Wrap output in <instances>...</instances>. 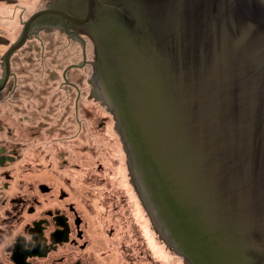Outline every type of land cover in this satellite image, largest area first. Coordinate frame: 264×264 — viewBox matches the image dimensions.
Returning a JSON list of instances; mask_svg holds the SVG:
<instances>
[{
    "label": "water",
    "instance_id": "1",
    "mask_svg": "<svg viewBox=\"0 0 264 264\" xmlns=\"http://www.w3.org/2000/svg\"><path fill=\"white\" fill-rule=\"evenodd\" d=\"M53 12L91 35L95 98L175 253L264 264V0H76L28 24Z\"/></svg>",
    "mask_w": 264,
    "mask_h": 264
},
{
    "label": "rangeland",
    "instance_id": "2",
    "mask_svg": "<svg viewBox=\"0 0 264 264\" xmlns=\"http://www.w3.org/2000/svg\"><path fill=\"white\" fill-rule=\"evenodd\" d=\"M49 1L51 2L52 0H0V7L7 5L15 10L18 8L13 15L16 19L19 11H23V6H25L26 11H23L20 15L23 16L22 20L25 24V21L35 14V11L47 9L46 5ZM29 4H34V7H30ZM15 21H17L15 25H10L5 22L4 18L3 20L0 19V60L1 56L5 54L14 42L12 40H16L24 31V24L18 19ZM38 32L40 35L42 33L44 39L40 40L36 38L37 36H32L33 38L27 40L25 48L22 49V52L24 51L23 54H25L22 60L18 59V54L13 55L17 50L10 56L12 61H10V65L12 64L10 71L16 72L18 77L23 75L21 73L23 70L27 71L23 77L25 81L17 77L15 80V77H12L10 88L15 85H17L16 88L19 90L25 87L27 93L21 94L18 90L16 94H10L4 98L6 101L4 103L6 104L1 106V112L4 111L8 114L14 111L18 115L24 116L30 109L40 107V105L34 104L29 108L28 101L30 102L31 99H34L33 102L36 103L39 97H48L49 88L60 86L57 81H38L40 77L38 78L36 75L39 71H42L40 70L41 67L48 71V67L52 66L54 69L49 73V78L51 76H56V78L61 80L64 78L63 90L66 92H61L57 88L59 95L56 96L59 98L60 109L53 107L54 103L58 101L57 99L54 100L55 96H53V102H50L51 97H48L49 99H45V101L49 102L46 105L42 104L44 106L42 110H33L35 116L32 119L27 121L25 119L15 121L6 119V121H3L4 127L16 129L15 135L17 139L24 142L23 157L35 161V167H41L43 162L51 160L62 161V168L67 171L65 175H72V173L81 175L80 188L82 190L80 191L81 193L84 191L81 197L82 204L86 205V208L93 213L91 215L95 218L97 217L96 219L98 217H106L111 220L108 223H111L113 232L119 238L114 242L115 245L113 244L114 251L118 250L120 252L121 244H126L128 250H130L132 246L128 242L130 241L131 245H133V238H135L133 249H144L143 258L140 259L143 264H186L183 257L175 253L172 246L164 240L157 227L156 230L153 227L152 232L154 233L153 237L156 235V245L164 251L162 257L156 254V250L147 246L144 235L140 232V221L143 220V222L147 223L146 218L151 220V213L140 190L133 184L132 179L134 180V177L130 170L128 152L126 154L122 142L123 137L116 128L115 114L112 113L109 106L101 98H95L96 94L95 96L93 94L96 88L95 85L92 91L90 88L88 89L89 83L94 84L92 82L94 72L90 76L88 75L91 71V66L96 61V54L92 50L93 42L90 41V37L87 40L88 44L92 43V46H90L91 52L88 55L86 52L84 53L82 46L84 42L80 40L83 37L86 38L85 35H80L79 38L71 37L69 31L58 27L49 28L46 31L41 29ZM46 36H48L47 39H45ZM39 42L42 45H48L44 48L39 47ZM33 44H36V46ZM42 48L47 52L44 60L40 59V50L42 51ZM33 56L39 57L36 63L32 61ZM77 57L81 60V64L78 66L76 65L77 62L73 61L74 63L70 65L69 60L75 59L78 61ZM14 59H17L18 64L16 67H14ZM23 62L24 66H22ZM57 65H59L61 71L57 70ZM2 74H4V66L0 61V76ZM81 75L82 77H80ZM46 76L43 74L42 78H46ZM68 80L74 83L77 82L81 94L80 97L77 96L79 93H75L74 90L67 91V87L70 86L66 82ZM26 82L29 83L27 84L29 85L28 88ZM38 90L40 92L36 93ZM71 93L73 94L72 97H70ZM0 94L4 96L6 92ZM66 96L69 97V102L65 101ZM75 100L78 101V109H74L73 101ZM45 108L48 110L45 111ZM36 112L40 114L37 115ZM45 113L49 116H45ZM41 114H43V118ZM49 120L51 124L63 121L61 124L63 129L61 130L59 127L50 129L44 124V122L46 123ZM93 125H95V143L92 141L91 133L94 131L90 130ZM80 126L83 128L79 129ZM122 164L127 174L124 177L125 181L124 179L121 180L116 174L117 169ZM93 202L96 203V209ZM139 214H143L146 217H136ZM151 224L153 226L152 221ZM125 237H128L129 240H124ZM121 252L124 256V251L121 250ZM129 264H136V261L130 259Z\"/></svg>",
    "mask_w": 264,
    "mask_h": 264
},
{
    "label": "flooded vegetation",
    "instance_id": "3",
    "mask_svg": "<svg viewBox=\"0 0 264 264\" xmlns=\"http://www.w3.org/2000/svg\"><path fill=\"white\" fill-rule=\"evenodd\" d=\"M49 3L56 9L69 10L72 4H76V0L49 1L47 8L50 7ZM30 18L24 24L28 28V39L25 42L32 36L43 40L42 33L40 35L38 31L55 27L69 31L71 37L79 38V34L75 33L76 25L60 13L35 16L28 24ZM47 38L48 36L45 37ZM25 42L20 49L26 45ZM1 62L4 74L0 76V93L6 92V95L0 94V264H129L130 259L136 261V264H143L140 259L143 258L144 249H133L135 238L133 245L128 242L132 246L130 250L126 244H121L120 252L113 250V244L119 238L113 232L111 223H108L111 220L106 217L96 219L86 205L82 204L80 179L76 177L78 173L65 175L67 171L63 170L62 161L51 160L43 162L41 167H35V161L23 157L24 142L17 139L16 129L5 128L3 121L30 120L35 116L33 110H42V104L46 105V101L38 95L39 102L34 103V99H29V108L37 104L40 109H30L31 112L24 116L13 110L14 113L1 112V106L6 104L4 98L19 90L17 85L10 88L11 78L16 73L10 70L7 73L5 61ZM63 82L65 81L58 82V85L62 87L61 92H66L63 90ZM66 82L70 85L67 91L80 93L77 82ZM27 84L29 83L26 82ZM19 91L21 94L27 93L25 87ZM93 94L95 96L94 91ZM72 96L71 93L70 97ZM77 96L80 97L79 94ZM44 115L49 116L46 113ZM41 116L43 118V114ZM62 123L63 121H59L51 124L50 120L44 122L50 129L59 127L61 130ZM153 227L156 230V225ZM124 240L129 239L125 237ZM121 250L124 251V256Z\"/></svg>",
    "mask_w": 264,
    "mask_h": 264
},
{
    "label": "bare ground",
    "instance_id": "4",
    "mask_svg": "<svg viewBox=\"0 0 264 264\" xmlns=\"http://www.w3.org/2000/svg\"><path fill=\"white\" fill-rule=\"evenodd\" d=\"M30 5V7H34V4H29ZM26 7L25 6H23V11L25 12L26 11V9H25ZM17 9L18 8H16V10L15 9H13V7H10V6H7V5H5L4 7H0V19H2L3 20V18H4V20H5V22L6 23H9L10 25H15L16 23L15 22H17V21H15L16 19H18L21 23H23V20H22V17L23 16H20L21 14H22V12L23 11H19V14H18V16L16 17V19L13 17V15L17 12ZM34 12V11H33ZM7 13H9V14H7ZM8 15V16H7ZM24 24V23H23ZM80 36V35H79ZM85 36H86V38H82V39H80V40H82L84 43H82V46H83V51H84V53L86 52L88 55H90V52H91V47L90 46H92V43L91 42H93V52H95V45H94V41H93V39L91 38V35L90 34H85ZM88 37H90V43L88 44ZM12 41H14V42H16L15 40H12ZM33 45H35L36 46V44H33ZM88 45H89V47H88ZM38 46H40V45H38ZM45 47V46H44ZM88 49H89V51H88ZM19 50H21V49H19ZM19 50H17V51H19ZM88 51V52H87ZM40 59H42V60H44L46 57H45V54H44V52L43 51H41L40 50ZM60 54H62V53H60ZM3 57V56H2ZM1 57V60H4L3 58ZM19 58H21V57H19ZM38 59H39V57H35V56H33V58H32V61L33 62H37L38 61ZM77 59H79L78 57H77ZM0 60V61H1ZM5 61V60H4ZM10 61H11V59H10ZM81 63L80 62H77L76 63V65H80ZM11 66V65H10ZM22 66H24V62L22 63ZM95 71V66L93 67V72ZM92 79H93V77H92ZM61 80H59L58 82H60ZM93 82V81H92ZM94 83V82H93ZM53 84H55V83H53ZM95 85V84H94ZM96 86V85H95ZM96 89V88H95ZM79 96H80V93H79ZM102 99V98H101ZM103 100V99H102ZM104 101V100H103ZM74 103L76 104V105H78V101H74ZM106 104V103H105ZM116 128H117V130L119 131V129H118V127H117V120H116ZM94 129H95V125H93V126H91V128H90V130L91 131H94ZM120 132V131H119ZM92 133V141L94 142V136H95V131L94 132H91ZM123 142H124V140H123ZM95 143V142H94ZM124 148L126 149V147H125V142H124ZM119 150H121V148H119ZM127 150V149H126ZM116 174L120 177V179L121 180H123L124 179V177H126L127 176V174L125 173V170L123 169V164L121 165V167H119L118 169H117V171H116ZM69 175V174H68ZM76 177H78V179H80L81 178V175L78 173V175L76 176ZM124 181H125V179H124ZM80 190H82V188H80ZM84 193V191L81 193L80 192V197H82V194ZM145 201V200H144ZM82 202V201H81ZM93 204H94V208H95V206H96V203L95 202H93ZM97 207V206H96ZM96 209V208H95ZM136 217H140V218H145L146 216H144L143 214H139L138 216H136ZM146 220H147V223L146 222H143V220H141L140 221V224H141V230H140V232H142L141 234L142 235H144L143 237L145 238V240H146V243H147V246L150 248V249H154V250H156V254L157 255H159V256H163V254H164V251H163V249L161 248V247H158L157 245H156V235L153 237V226L155 225V223L154 222H152L153 223V226H152V224H151V221L152 220H150V218L148 219V218H146ZM152 226V227H151ZM153 228V229H152ZM155 232V231H154ZM152 233V234H151ZM167 242V241H166Z\"/></svg>",
    "mask_w": 264,
    "mask_h": 264
},
{
    "label": "trees",
    "instance_id": "5",
    "mask_svg": "<svg viewBox=\"0 0 264 264\" xmlns=\"http://www.w3.org/2000/svg\"><path fill=\"white\" fill-rule=\"evenodd\" d=\"M40 40H42V39H40ZM38 45H40L39 47H43L44 48V46L46 47L48 44H45V45H42V44H40V42L38 43ZM38 47V46H37ZM25 48V46L22 48V49H24ZM42 48V51L44 50V54H45V57H46V53L47 52H45V49H43ZM22 49L21 50H19V51H17L16 53H15V55H17L18 54V59H20V60H22L23 58H24V55L25 54H23L24 53V51L22 52ZM94 49V48H93ZM92 49V50H93ZM38 56V55H37ZM19 57H21V58H19ZM15 60V62H14V67H16L17 66V59H14ZM81 62V60L79 59L78 61L77 60H75V59H71V60H69V64L71 65V64H73L74 62ZM57 67V70L58 71H61V69H60V67H59V65H57L56 66ZM54 68L51 66V67H48V71H45L44 70V67H41L40 68V70H42V71H39V73H37V75H36V77H40L39 79H38V81H42V80H45V81H47V82H49V81H59V80H61L60 78H56V76H51L50 78H49V76H50V72L53 70ZM78 69V68H77ZM27 71H25V70H23L21 73H23V75H21V73H20V75H21V77L19 76H16V75H14V77H17V78H20V79H24L23 77H24V73H26ZM16 73V72H15ZM93 73V66H91V71H90V73H89V75L88 76H90V74H92ZM43 74H45V75H47L46 76V78H42L43 77ZM80 77H82V75L80 76ZM16 78V79H17ZM78 79H79V77H77ZM64 79V78H63ZM62 79V80H63ZM61 80V81H62ZM90 85L88 86V89L90 88V90L92 91L93 89H94V84H91V83H89ZM57 88H59V90L62 88V87H57V86H55V87H53V88H49V94H48V97L50 98L51 97V100H50V102H53L55 99H57L58 101L56 102V103H54V105H53V107H55L56 109H60L59 108V98L56 96V95H59V90L57 89ZM92 88V89H91ZM46 89V88H45ZM55 90H57V92H55ZM38 92H40V90H38L36 93H38ZM54 92V94H52ZM62 94H64V93H62ZM81 95V94H80ZM53 96H55V98H54V100H53ZM47 96H43V100H45V99H49ZM86 97V96H85ZM69 100V97L68 96H66L65 97V101H67V102H69L68 101ZM37 101L39 102V99H37ZM32 102V101H31ZM47 102H49V101H46V103ZM73 103H74V101H73ZM33 104V103H32ZM78 105H76L75 103H74V109H78ZM113 113V112H112ZM114 115V114H113ZM115 120H116V118H115ZM82 129L83 127H79V129ZM119 132V131H118ZM119 134H121L120 132H119ZM121 136V135H120ZM122 142H123V139H122ZM123 144H124V142H123ZM124 150H125V152H126V154H127V150L124 148ZM132 181H133V184H134V186H136L135 185V182H134V180L132 179ZM137 187V186H136ZM165 240V239H164ZM166 241V240H165Z\"/></svg>",
    "mask_w": 264,
    "mask_h": 264
}]
</instances>
